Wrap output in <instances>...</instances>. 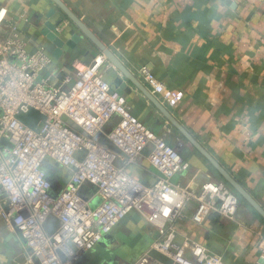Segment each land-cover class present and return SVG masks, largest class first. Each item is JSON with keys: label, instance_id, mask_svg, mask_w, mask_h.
I'll return each instance as SVG.
<instances>
[{"label": "built area", "instance_id": "built-area-1", "mask_svg": "<svg viewBox=\"0 0 264 264\" xmlns=\"http://www.w3.org/2000/svg\"><path fill=\"white\" fill-rule=\"evenodd\" d=\"M18 18L28 21L26 13ZM21 35L0 5V224L19 241L21 264H73L131 212L154 231L132 264H226L177 227L188 204L194 205L193 225L211 213L236 221L238 196L205 174L195 186L192 177L173 181L192 170L180 141L168 142V124L158 134L133 115L105 80L110 64L102 55L74 61L73 78L63 75L55 86L51 74L42 76L49 55L42 48L28 51ZM137 73L153 94L177 98L163 93L147 66ZM31 111L43 116L33 127L20 119ZM142 157L155 171L148 181L137 173ZM49 215L59 220L51 234L43 228ZM257 263L264 264V251Z\"/></svg>", "mask_w": 264, "mask_h": 264}, {"label": "crops", "instance_id": "crops-1", "mask_svg": "<svg viewBox=\"0 0 264 264\" xmlns=\"http://www.w3.org/2000/svg\"><path fill=\"white\" fill-rule=\"evenodd\" d=\"M62 1L149 91L137 71L141 66L152 71L163 93L177 97L168 102L154 94L157 99L264 208V0ZM0 5L8 10V22L22 31L28 51L42 48L49 55L42 76L51 74L55 86L63 75L73 78L74 61L89 63L100 54L50 0H0ZM20 13H26L27 22L19 20ZM104 78L125 97L135 117L161 133L167 120L140 91L111 65ZM171 129L168 142L174 145L181 137ZM180 154L192 170L175 175L174 182L192 177L195 186L205 175L222 181L193 149ZM139 165V177L153 178L145 158ZM197 170L203 174H193ZM193 208L188 204L180 233L191 234L226 264H258L264 221L253 209L241 201L236 221L211 213L197 226L189 220ZM128 219L136 221L137 214L121 222ZM121 222L76 264L107 263L104 256L116 236L129 232H120ZM21 260L19 241L0 224V264Z\"/></svg>", "mask_w": 264, "mask_h": 264}, {"label": "water", "instance_id": "water-1", "mask_svg": "<svg viewBox=\"0 0 264 264\" xmlns=\"http://www.w3.org/2000/svg\"><path fill=\"white\" fill-rule=\"evenodd\" d=\"M65 17L77 28L81 35L87 39L102 55L109 64L125 77L144 97L156 108L157 111L167 120V123L189 144V146L212 168L215 174L222 182L230 188L246 205L264 221V208L258 201L246 190V188L234 178L199 142L196 138L170 113L157 97L152 94L114 55V53L90 30V28L62 1L50 0ZM43 116L36 111L20 117V119L30 127L35 126L38 120ZM51 224V226L49 225ZM59 226V220L49 215L43 224L47 234L53 233ZM73 264H76L73 261Z\"/></svg>", "mask_w": 264, "mask_h": 264}, {"label": "rangeland", "instance_id": "rangeland-1", "mask_svg": "<svg viewBox=\"0 0 264 264\" xmlns=\"http://www.w3.org/2000/svg\"><path fill=\"white\" fill-rule=\"evenodd\" d=\"M181 137V136H180ZM180 143L178 149H192L183 138H180ZM175 144H177V141H175ZM241 203V200H240ZM239 203V205H240ZM121 227L119 228L120 232L123 230H128L129 232L127 234H119L116 236V243L109 248V255L108 253L104 256V259L106 261H112V263L116 264H131L134 262L135 258L143 253L145 250H147V247L150 245V242L153 237V229L148 225L145 224L143 219L139 215H137V220L134 221L132 219H128L124 222H121ZM144 246H147L146 249L143 251L142 248ZM127 250L128 255H123L122 251ZM141 251V252H140ZM140 252V253H139ZM139 253V254H138ZM137 255V256H136ZM116 258V260H114ZM120 260V263L118 261ZM133 261V262H132ZM107 262V263H108ZM104 263V264H107Z\"/></svg>", "mask_w": 264, "mask_h": 264}]
</instances>
